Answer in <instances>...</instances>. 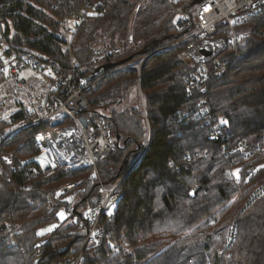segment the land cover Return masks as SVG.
I'll return each instance as SVG.
<instances>
[{"label": "trees", "instance_id": "1", "mask_svg": "<svg viewBox=\"0 0 264 264\" xmlns=\"http://www.w3.org/2000/svg\"><path fill=\"white\" fill-rule=\"evenodd\" d=\"M138 1L0 0L4 54L28 51L51 72L72 75L88 100L84 113L109 119L116 143L97 173L55 166L44 175L36 134L50 124L32 123L44 103L0 118L3 148L17 165L9 168V181L0 180V264H75L80 255L83 264H264V194L247 203L264 183V153L253 151L264 138V10L240 25L236 46L226 44L228 26L220 23L214 53L206 57L184 44L159 50L178 39L172 7L167 0H143L136 10ZM90 9L68 44L67 20ZM101 44L116 50L95 60ZM149 54L141 72L108 73ZM201 63L209 78L188 84ZM5 78L0 72V84ZM52 95L65 97L53 82L41 96ZM221 120L228 121V138L215 142L210 136ZM240 142L253 151L251 159L237 150ZM19 161L38 175L29 178ZM68 181L84 190L73 192L72 214L62 221L58 213L68 203L56 191ZM100 181L119 182L96 244L79 223L103 200ZM51 224L57 227L39 234Z\"/></svg>", "mask_w": 264, "mask_h": 264}, {"label": "built area", "instance_id": "2", "mask_svg": "<svg viewBox=\"0 0 264 264\" xmlns=\"http://www.w3.org/2000/svg\"><path fill=\"white\" fill-rule=\"evenodd\" d=\"M143 0H140L141 3ZM172 7L173 18L172 23L179 32L178 39L162 48L184 44L186 51H194L203 45L211 44L220 35L219 24L223 23L228 26L226 44L236 46L242 35L239 33L240 25L249 17L257 15L264 10V5L253 7V4L262 0H167ZM93 8V7H92ZM207 9V10H206ZM137 10V8H136ZM85 15L78 18L77 25L83 20ZM67 20V40L70 43V32L74 28ZM1 28V26H0ZM132 33V24L130 27ZM3 44L2 32L0 29V45ZM116 48H110L105 44H101L96 48L95 60H100L106 55H112ZM128 65H119L112 68L108 73L119 70L134 69L139 72L141 63ZM30 67L37 70L42 77L49 78V74L45 71L44 64L40 58L28 51H14L8 56L6 63L0 67V72L7 76L14 87L20 91L24 88L18 75L24 68ZM54 86L65 95L60 98L52 95L47 101H44V108L39 115L34 118L35 122L49 121L50 128L40 131L36 134L42 157V169L44 175L51 174L55 166L67 168H83L92 167L97 173V164L103 158L108 156L116 147L115 138L110 133L111 121L103 116L89 117L84 113L88 106L84 89L76 88L73 84L72 75L64 71L52 72ZM211 72L206 63H201L197 67V71L187 76L188 84L196 85L210 76ZM51 76V75H50ZM51 79V77H50ZM88 87V86H87ZM20 127L12 130L15 132ZM213 134L218 135L223 141L228 137L225 133L224 124H217ZM263 142H258L257 146L251 147L253 151L264 153ZM4 137L0 136V180H10V167L17 168L15 163L16 155L12 152L5 151ZM237 150L245 153L246 158L251 159L254 154L246 145V142H240ZM51 155V156H48ZM61 160V161H60ZM139 160V159H138ZM18 167L25 170L29 178H35L39 171L32 165L19 161ZM254 169H251V171ZM238 175V173H237ZM239 176V175H238ZM100 189L103 192V200L88 210L84 211L79 223V229L85 231L87 239L91 242L99 244L101 237L104 235V226L102 218L105 213H110L112 205L117 201L114 195L118 182L112 186H105L102 181L99 182ZM30 186V184L28 185ZM79 182L69 181L61 186L57 191V197L63 196L68 205L62 208L65 219L72 214V196L73 192L79 195L84 188H79ZM264 194V183L257 186L247 203H252L258 197ZM76 210V208H74ZM64 221V219L62 220ZM60 225V222L57 223ZM234 229V227H232ZM233 231V230H232ZM12 242L11 245H14ZM75 264H83L82 255H80Z\"/></svg>", "mask_w": 264, "mask_h": 264}, {"label": "rangeland", "instance_id": "3", "mask_svg": "<svg viewBox=\"0 0 264 264\" xmlns=\"http://www.w3.org/2000/svg\"><path fill=\"white\" fill-rule=\"evenodd\" d=\"M139 1L136 5L137 10L139 9L140 4L142 3V2L139 3ZM91 11L92 10L90 9L87 12L81 14L80 16L82 15L87 16L89 14H92ZM77 22L78 20L76 21V18L74 17H71L68 21V23L71 26L76 25V27L80 24L79 23L77 25ZM70 34L72 37V31L70 32ZM5 48H6L5 43L0 45V56L1 58H3L4 63H6L7 58H8V56L4 54ZM45 71L47 73H50L53 76L49 68L46 67ZM50 77L51 76L49 75V78H44L41 76V74L37 70H34L30 67L24 68L21 71V73L18 75V78L22 82H24L23 83L24 88L18 91L14 87L12 82L9 80V78L6 76L4 82L0 84V118H5V117L7 118L11 112L17 110V108L21 106L27 107L29 109L37 108L39 105L41 106L45 101V98H43L41 95L43 91L46 90V88L51 83V81L53 80V77L51 79ZM78 187H81V186H78ZM52 225L53 224L49 225L48 228H44L43 230L45 231H43V233H45L46 230L49 229L50 226Z\"/></svg>", "mask_w": 264, "mask_h": 264}, {"label": "water", "instance_id": "4", "mask_svg": "<svg viewBox=\"0 0 264 264\" xmlns=\"http://www.w3.org/2000/svg\"><path fill=\"white\" fill-rule=\"evenodd\" d=\"M262 5H264V0H262V1H258V2H255V3L253 4V7L256 8V7H259V6H262ZM199 53L202 54L203 56H206V57L211 56V55L214 53V49H213L212 44H207V45H203L202 47H200V48H199ZM150 56H151V54L147 55L146 58H145V60L141 63L140 68L138 69L139 72H141V70L143 69V67H144V65H145L146 60H147ZM113 66H115V65H111V66H100V67H98V68L96 69V71H95L93 74H91V75H89L88 77L82 79V84L87 83L88 81L92 80L93 78H95L96 76H98L99 74H101L102 72H104L105 70H107L108 68H110V67L112 68ZM210 138H211L213 141H215V142H218V141H219V136L216 135V134L211 135ZM118 139H119V137H118ZM60 161H61V160H60ZM138 161H139V160H137V161L132 165V167L130 168L129 171H131V170H132V169L138 164ZM197 191H198V187H195V188L191 191L190 196L195 197Z\"/></svg>", "mask_w": 264, "mask_h": 264}, {"label": "snow or ice", "instance_id": "5", "mask_svg": "<svg viewBox=\"0 0 264 264\" xmlns=\"http://www.w3.org/2000/svg\"><path fill=\"white\" fill-rule=\"evenodd\" d=\"M206 10H207V9H206ZM220 123L226 125V124H228V121H226V120H221ZM237 179H239L238 176H237ZM58 215H59V217H60L62 220L65 219V215H64L63 212L58 213ZM56 227H57L56 225H52V226H50V228L47 229L46 231H52V230H53L54 228H56ZM43 231H45V230H42L41 233H39V234H43Z\"/></svg>", "mask_w": 264, "mask_h": 264}]
</instances>
